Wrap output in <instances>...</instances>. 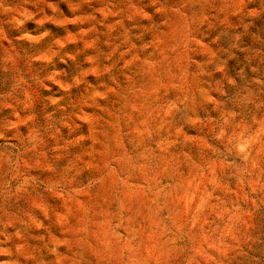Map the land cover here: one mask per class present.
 Masks as SVG:
<instances>
[{"label": "clouds", "instance_id": "9594fccd", "mask_svg": "<svg viewBox=\"0 0 264 264\" xmlns=\"http://www.w3.org/2000/svg\"><path fill=\"white\" fill-rule=\"evenodd\" d=\"M0 264H264V0H0Z\"/></svg>", "mask_w": 264, "mask_h": 264}]
</instances>
